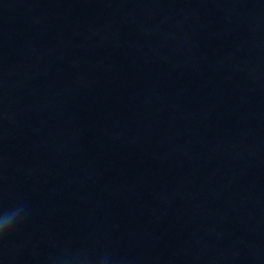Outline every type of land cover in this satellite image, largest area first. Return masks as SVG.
<instances>
[{
  "label": "clouds",
  "instance_id": "9594fccd",
  "mask_svg": "<svg viewBox=\"0 0 264 264\" xmlns=\"http://www.w3.org/2000/svg\"><path fill=\"white\" fill-rule=\"evenodd\" d=\"M12 219V216H10L9 214H5L2 218H0V227L8 225L9 223H11Z\"/></svg>",
  "mask_w": 264,
  "mask_h": 264
}]
</instances>
